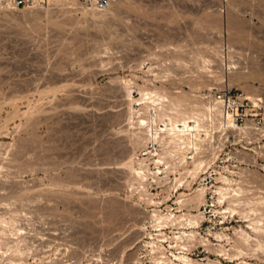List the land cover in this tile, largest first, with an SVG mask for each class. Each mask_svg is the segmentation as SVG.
<instances>
[{"label":"rangeland","instance_id":"1","mask_svg":"<svg viewBox=\"0 0 264 264\" xmlns=\"http://www.w3.org/2000/svg\"><path fill=\"white\" fill-rule=\"evenodd\" d=\"M89 1L98 0L0 10V264H161L151 243L172 260L181 252L179 230L158 243L154 211L177 212L179 197L223 184L156 165L169 160L160 145L135 134L150 113L135 102L142 93L159 91L205 126L204 96L229 88L264 121V0H109L102 12ZM249 127L223 156L240 174L228 195L236 213L186 204L178 214L202 213L197 237L211 244L192 247L199 263L264 264V232L249 226L264 228V130ZM141 164L150 171L143 185L130 168ZM175 178L184 185L174 189Z\"/></svg>","mask_w":264,"mask_h":264},{"label":"bare ground","instance_id":"2","mask_svg":"<svg viewBox=\"0 0 264 264\" xmlns=\"http://www.w3.org/2000/svg\"><path fill=\"white\" fill-rule=\"evenodd\" d=\"M158 92L155 90V92L147 93L146 91V93L141 94L140 99L135 101L136 103H138L139 106H143L147 110V112L150 111V113H154V115L149 113V118L139 120L138 127L140 131L135 134L137 136H141V134L143 133L147 135L150 141L160 145L163 154L162 156H164L163 158L168 157L169 160L167 162H163L161 159H159L156 162V165L166 164V166H168L171 164L173 165L174 171L177 170V166H180L184 170H186L187 175H190V177L194 179L200 172L205 170V163L202 159H197L192 163H189L186 161L185 153L189 149L199 150L201 148L202 142L204 141L201 137V132L207 131V126H203L200 123H196L194 119L190 117L185 119L184 115H180L181 113L179 112L181 106L173 104L166 95H162V93L159 94ZM213 111L219 113V110L217 108H214L212 106L207 107L205 115L206 120L209 119L210 115L212 116ZM215 126H217V123H215ZM140 136L139 138L143 139ZM154 152H157V156H160L157 150ZM172 161L174 162V164ZM188 164H193V169L189 168ZM140 166L141 168L139 169H134L132 166L129 167L137 176V181L140 183V185H143L144 182L148 180L147 173H149L150 171L148 168L143 167L142 164ZM156 174L161 175V170L159 169L158 172L155 173V175ZM175 180L177 181V185L174 189H176L177 187L180 188L184 185L183 179L175 178ZM222 182L223 186L217 188V192L220 196L218 200L220 202H223L224 200H226V198H229L228 195H230L231 191H233V188H231L233 182L231 180L222 178ZM190 187L191 183H188L187 188ZM194 193L195 196L190 199H186L189 195H187L185 198L183 197L184 199L182 197L178 198V203L180 207L177 212H174V210H172L171 208L168 209L167 214H162L159 211H154V215L152 216V219L155 223L154 228L157 229V232L161 233V237H157L159 241L158 243L165 244L169 240V238H167V236L163 233L164 230L168 228H173V230H179V232L174 234V238H172L173 240H176V247H180L179 250L181 251L179 254H172L174 260L170 259V257L167 256V254L164 252V247L162 245H158L157 243H151L153 247V252H155L156 250L160 252L162 249V258L160 260L161 264H202L190 257L189 253L192 247L195 246L196 243H199L202 244L207 250H209L211 241L209 239L206 240L204 238H201L199 240L197 237L198 233L196 230H198V228L200 227L201 220L204 219L202 218V213H200L199 215H194L191 213L178 215L179 213L183 212L181 209L186 204L189 205V209L195 210V212L199 211V208L204 206L207 189H205L204 187L199 188L195 190ZM154 204L156 203L154 202ZM234 204V201H229V207L227 209L226 214L232 215L236 213V210L231 208ZM226 214L223 215V218L226 217ZM260 223L261 221H259L257 224H255V222H251L249 225L252 230L254 232L259 233V235L264 232V228L258 227L260 226ZM4 225H6V222L0 218V226ZM236 235L241 240L244 247H250L252 242V236L248 232L243 229H240V231H236ZM216 236L218 239H221L223 241V239L227 238L228 235L223 233L216 234ZM150 237L153 240L154 236L152 234L150 235ZM258 243V247L262 251H264L262 243L260 241H258ZM171 249H173V247ZM237 250L238 254H236L235 257L241 258L246 254L243 248H238ZM219 253L224 257L228 256L229 259H233V257H231L225 247H222L219 250ZM208 264L223 263H211L209 261ZM239 264L249 263L243 261Z\"/></svg>","mask_w":264,"mask_h":264},{"label":"built area","instance_id":"3","mask_svg":"<svg viewBox=\"0 0 264 264\" xmlns=\"http://www.w3.org/2000/svg\"><path fill=\"white\" fill-rule=\"evenodd\" d=\"M89 3L93 9L100 12L109 8V0L89 1ZM44 5L45 0H0V10L21 11L34 7L41 8ZM204 97L206 105L217 108L219 113L213 111L212 116H209L206 121L207 131L201 132L204 140L201 148L199 150L189 149L185 153L186 161L192 163L197 159H202L205 163V170L201 177H205V180L208 177L214 178L215 183L219 184H223L222 178L229 179L233 182V188L239 191L240 174L229 171V166H226L228 160L223 158V156H228L230 147H233L229 144L230 136L236 132L240 134V128H247L248 125L253 133H261L264 130V121L260 118V114L247 113L249 108L258 107L257 105L254 106L248 98L229 88L213 90ZM219 197L217 188L206 194L205 204L202 207L205 213L218 212L219 216L227 213L230 199L226 198L220 202Z\"/></svg>","mask_w":264,"mask_h":264}]
</instances>
